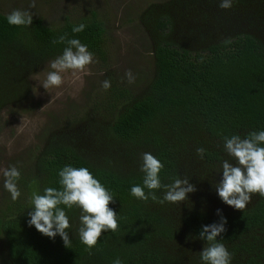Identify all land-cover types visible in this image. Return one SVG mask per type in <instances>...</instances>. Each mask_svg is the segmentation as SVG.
Instances as JSON below:
<instances>
[{"label":"trees","instance_id":"trees-1","mask_svg":"<svg viewBox=\"0 0 264 264\" xmlns=\"http://www.w3.org/2000/svg\"><path fill=\"white\" fill-rule=\"evenodd\" d=\"M220 2L163 0L144 8L138 18L150 37L151 78L137 87L107 75L102 82L111 86L89 114L47 131L32 160L13 163L21 173L20 196L13 201L2 181L0 264H113L117 258L122 264H201L206 241L199 232L219 221L217 209L227 220L217 239L231 253L230 264H264V197L253 194L236 210L213 186L222 178L220 162L229 159L224 138L264 131V0H232L228 9ZM88 11L77 19L63 15L57 25L32 16L29 26L10 25L0 12V111L26 99L28 75L62 54L66 45L52 43L61 35L107 63L108 28L95 7ZM79 24L84 30L74 33ZM121 143L133 160L125 165L113 160ZM199 147L206 149L203 159ZM144 152L164 165L163 184L188 177L196 188L190 198L160 204L132 196V186L143 187ZM66 165L86 167L114 196L109 207L119 227L103 232L91 254L79 239L75 206L60 205L71 225L70 248L58 234L49 238L27 223L31 194L60 189L58 173ZM155 194L162 198L164 190Z\"/></svg>","mask_w":264,"mask_h":264},{"label":"clouds","instance_id":"clouds-1","mask_svg":"<svg viewBox=\"0 0 264 264\" xmlns=\"http://www.w3.org/2000/svg\"><path fill=\"white\" fill-rule=\"evenodd\" d=\"M222 9L232 6V0H221L218 5ZM35 7V0H29V8ZM7 22L14 26H29L32 23V14L19 9L12 10L7 15ZM85 28L79 24L72 28L74 33H79ZM227 42V41H226ZM53 44H65L62 54L50 62L52 71L47 73L46 79L41 83L47 90L50 87H59L63 83L62 73L71 70L73 75L87 72V66L93 62V55L87 50V46L78 39L67 38V34L52 40ZM128 83H133L135 77L131 70L125 73ZM109 80L102 82V88H110ZM264 131H250L243 138L239 134H233L224 138V151L229 159L220 162L217 172L222 170V178L214 183L217 195L225 204L236 210L246 208L251 202L253 194L264 197ZM206 149H196L197 155L203 159ZM140 165L143 176V187L134 185L130 194L137 199L164 204H180L188 199V194L196 191L188 177L174 178L172 183L163 184L159 178V172L164 165L151 153L141 154ZM2 171L4 188L11 194L13 201L19 198L20 190L17 181L20 179V171L12 166ZM60 189L47 187L43 194L33 192L30 197L31 211L27 223L43 235L55 238L58 234L65 247L70 248L71 239L67 229L71 227L66 215L64 205L71 209L74 206L80 209L79 227L77 229L80 241L91 254V249L96 245L103 232L111 230L115 232L119 225L117 213L109 207L114 203V196L93 177L86 167L76 168L71 165L64 166L58 173ZM149 191L146 194L144 189ZM164 190L162 198L155 194L156 190ZM220 217L218 222L202 225L199 238L206 241V246L200 251L201 264H230L231 253L225 245L218 241L217 237L226 231V218L220 209L216 210ZM113 264H122L119 258Z\"/></svg>","mask_w":264,"mask_h":264},{"label":"rangeland","instance_id":"rangeland-1","mask_svg":"<svg viewBox=\"0 0 264 264\" xmlns=\"http://www.w3.org/2000/svg\"><path fill=\"white\" fill-rule=\"evenodd\" d=\"M156 1L163 0H35V7L29 8V0H0L2 13L9 14L14 9L28 11L32 16H40L53 23L51 25H57L63 15L77 19L87 15L89 7H95L108 28L109 37L107 63L92 54L93 62L87 66L90 74L81 72L73 75L71 70L66 71L61 74L63 83L59 87L46 90L41 83L52 71L50 62L54 58L28 75L30 90L26 99L20 105L6 106L0 111V170L12 167L13 163L28 162V157L32 160L33 154L40 150L47 131L89 114L93 102L105 92L102 80L107 75L109 77L112 73L118 82L127 84L125 73L131 70L135 77L133 84L137 87L151 78L153 58L148 45L150 37L138 16ZM129 151L135 156L132 147ZM113 160L117 165L133 161L124 143H121L119 154ZM183 177V174L179 175V178ZM3 180L0 171V199L3 198Z\"/></svg>","mask_w":264,"mask_h":264}]
</instances>
